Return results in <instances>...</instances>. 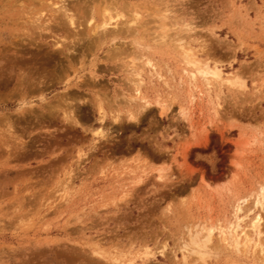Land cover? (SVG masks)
<instances>
[{"label": "rangeland", "instance_id": "rangeland-1", "mask_svg": "<svg viewBox=\"0 0 264 264\" xmlns=\"http://www.w3.org/2000/svg\"><path fill=\"white\" fill-rule=\"evenodd\" d=\"M189 50L245 87H189ZM263 187L264 0H0V264H263L220 239Z\"/></svg>", "mask_w": 264, "mask_h": 264}, {"label": "bare ground", "instance_id": "bare-ground-1", "mask_svg": "<svg viewBox=\"0 0 264 264\" xmlns=\"http://www.w3.org/2000/svg\"><path fill=\"white\" fill-rule=\"evenodd\" d=\"M61 9L63 10L64 8L61 7ZM101 11H102L103 17H104V21H103L102 25L100 26V28H102V36L101 37H103L104 38L103 40H105V38L108 37L109 34L112 32L109 30V27L112 26L113 23L117 19H119V17H123V14H121L119 12L118 8H116L112 5H104L102 7ZM92 14H94V11H92ZM88 21H89L88 24L92 23L91 18H89ZM137 21H138V18H136L134 16V18L132 19V24H134V23L136 24ZM68 25L70 28H72V30L76 31L77 26L75 23V19L73 17H70V19L68 21ZM194 29H195L194 27L187 28L188 31L189 30L193 31ZM76 33H74V34H76ZM161 35L164 36L163 34H161ZM165 36L167 38L170 37L169 34H167V35L165 34ZM158 38H161V37L158 36ZM100 39H102V38H100ZM162 40H163V38L159 39L158 40L159 42L156 40L157 41L156 44L157 43L160 44ZM198 41H200V40H198ZM167 42L165 41V43H167ZM142 43H143V41H142ZM182 43H183V41H182ZM56 44L58 46H61L62 42L59 40ZM198 44H199V46L201 45L200 49L203 47L202 49L204 50V45H202V43H198ZM145 46H144V44L141 45V47L144 49H145ZM176 48H178L180 50H184L182 44H178L176 46ZM202 49H201V51H202ZM190 50L185 51L182 54V56L180 57L182 59L181 63H183L186 66V68L187 67L189 68V69H184V71L188 75V80H189L188 86L189 87L190 86L191 87H193V86L197 87L196 82H197L198 78L199 79L202 78L205 81V82H203L205 84V86H210L213 83H219V84L224 83V85L226 84L230 87L236 86L237 88H240V89L245 87V84H244L243 80L241 79L240 75L238 74V72H236L233 75L228 76L227 78H224V77H222L223 71L220 69L219 65H214V67H212L208 62L202 63L198 59V57H196L195 54L189 53ZM147 64L154 67V65L152 63H150V61H148ZM135 66L134 65L132 66V71H134V72L136 71ZM136 76H137V78L133 77L134 79L132 80V82L135 84V87H136L135 91L137 93H140V85H142V83H141L142 82V76H141L140 72H137ZM159 78L161 79L162 76L159 75ZM141 100L145 101L144 97H141ZM100 109H101V107H100ZM74 117L75 116L70 114V120L74 119V121L77 122V120ZM103 120L104 119L102 118L101 122H103ZM102 134H105V132L102 129H98L95 132V135H102ZM257 207L259 209L264 210V187H263V191L257 195V198L254 199L253 206L250 208L251 210L250 211L248 210V211L251 212L252 208H257ZM242 211H243V209H242L241 200H238V203H237L236 209H235L234 220L229 223L228 227H226V228L221 227L220 228V239H221L222 243H224V245L226 246L225 248H227L228 250H231L233 252L248 254L250 252V250H252V255L254 257H260V262L264 264V248H263V244L261 243V237L264 234L263 233V223H262L263 218H262L261 214L255 215L253 218H251L249 220V223L243 227L241 223L245 220V218L248 217L249 212L245 217L241 218V217H239V214ZM187 230L189 233V234L187 233V235H189V236H188L187 241L184 240L185 242H184V245L182 246L183 250L199 256L200 258L199 257L198 258L201 259L202 261H204L203 258L206 255L210 254V247H211V243L213 241V236H214L213 233L215 231V228L211 227V228L206 229L203 227L200 231H197V230L194 231V229H192L189 226ZM240 230H242V231L240 232ZM255 236L257 237V239L254 238ZM163 246H164L163 248L165 249L166 243L163 244ZM153 256H154V254H152V252H149V250H148L145 254V260H150ZM120 257L121 256H115L112 259V264H125L124 260H122L123 258L121 259ZM184 258H186V257L184 256ZM130 264H133V263H130ZM205 264H206V262H205Z\"/></svg>", "mask_w": 264, "mask_h": 264}]
</instances>
